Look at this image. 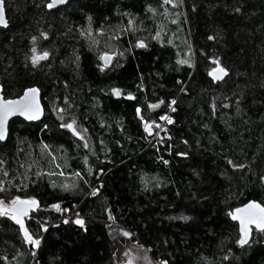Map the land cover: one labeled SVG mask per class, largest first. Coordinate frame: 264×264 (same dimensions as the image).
Returning <instances> with one entry per match:
<instances>
[{"label": "trees", "instance_id": "16d2710c", "mask_svg": "<svg viewBox=\"0 0 264 264\" xmlns=\"http://www.w3.org/2000/svg\"><path fill=\"white\" fill-rule=\"evenodd\" d=\"M49 1L3 0L4 96L38 87L45 115L15 120L0 147V198L35 197L40 207L26 224L41 239L33 255L19 227L0 216V264H114L110 222L168 264H264V232L254 229L238 246L228 215L250 200L264 204V0H71L48 10ZM159 12L174 23L163 26ZM160 28L163 38L152 37ZM108 39L119 53L104 71L98 54ZM33 47L49 53L35 66ZM185 55L190 63H178ZM216 60L228 69L220 82L209 74ZM172 105L173 122L151 142L145 121H161ZM66 121L86 134L87 147L61 127ZM56 155L85 178H55Z\"/></svg>", "mask_w": 264, "mask_h": 264}, {"label": "snow or ice", "instance_id": "6c2138e0", "mask_svg": "<svg viewBox=\"0 0 264 264\" xmlns=\"http://www.w3.org/2000/svg\"><path fill=\"white\" fill-rule=\"evenodd\" d=\"M66 0H51V2L46 4V7L52 9L56 4H63ZM166 3H172L173 0H165ZM239 11V9H236ZM131 23V21H129ZM0 25L7 26V20L4 16V7L3 0H0ZM41 36L47 38L48 33L41 32ZM159 35V33L157 34ZM212 37H209L211 39ZM35 41L37 38L33 36L31 38ZM140 46H143V41H138ZM37 49L35 47L32 48L33 55L31 56V62L33 66H35L39 61L46 59L49 56L48 51H43L40 54H36ZM216 63V67L209 73L213 76L214 80H219L223 76L227 75L228 69L220 65L219 61H214ZM180 64L188 63L187 60L178 61ZM112 92L116 96L121 95V90L118 88H113ZM39 93V89L36 87H30L24 89V94L20 96L18 99H4L0 97V141L5 139L6 135V120L7 117L14 112H19L21 115L25 116L28 120H33L38 117L41 112V107L39 101L37 99V94ZM131 97V94H129ZM175 103V101H172ZM149 107H156V105H149ZM62 111V110H61ZM137 114H140V108L136 109ZM143 120V117H141ZM161 120L167 121L168 123H172V118L168 115H163L160 117ZM153 121H145L144 130L145 132L151 134ZM75 121L70 123L61 124L62 128L70 129L73 135L80 136L81 139L84 137L74 126ZM159 128V125H156ZM159 133H157L158 135ZM185 143H187L185 141ZM85 147L88 145L85 144ZM178 155L187 156V153H179ZM167 163V161H164ZM228 164L232 165L233 168H243V164L234 163L231 159H228ZM6 174V173H5ZM260 179L264 181V176H261ZM0 191H3L2 182H0ZM93 194H95L98 189H93ZM39 207V202L35 197H26L21 198L20 196H15L11 199L10 202H5L4 199L0 198V216H5L11 218L15 221L16 224L19 225V230L23 233V239L25 243H30L33 247H39L41 245V239L38 236H34L29 232L28 228L25 227L24 217L28 215L29 209H36ZM51 208L56 209L57 211H61L59 204L50 205ZM62 211H68V209H63ZM228 215L233 219L239 221V239L235 241L238 245H245L249 243V237L251 235L252 229L249 227L250 225H254L255 229L259 232H264V204L258 203L256 201H249L247 204L243 205V207L236 208L228 213ZM112 219L111 216H109ZM182 219H188V217H182ZM67 223V219L64 221ZM75 224L79 225L81 228L84 227L85 221L83 218H80L77 215V218L73 221ZM43 227V225H41ZM124 235H129V233L125 232ZM160 264H168L167 260H162Z\"/></svg>", "mask_w": 264, "mask_h": 264}, {"label": "water", "instance_id": "95a60500", "mask_svg": "<svg viewBox=\"0 0 264 264\" xmlns=\"http://www.w3.org/2000/svg\"><path fill=\"white\" fill-rule=\"evenodd\" d=\"M70 1L71 0H66V2L63 3V4H56V5H54V7L52 9L48 8V10H54V9H57V8H59L61 6L67 5ZM49 2H51V0ZM3 7H4V16H5V19L7 20V24H8V18H7L4 2H3ZM0 26H3V25H0ZM112 60H113V55L112 54H104L102 56V62H103V64L105 66H109L111 64ZM227 75H228V73H227ZM227 75L223 76L219 80H214L212 75H211V78L213 79L214 82H220V81H223L227 77ZM36 88H38V87H36ZM2 90H3V88H2V86L0 84V97L4 98ZM18 98L19 97H17V98H9V99H18ZM37 99H38L40 107H41V112L38 115V117L36 119H33V120H28L25 116L21 115L19 112H14L13 114L9 115L7 117L6 125H5V128H6L5 139L2 140V141H5L8 138L9 124L14 118L21 117V118L27 120L28 122H37V121H40V120L43 119V117L45 115V108H44V105L42 103V96H41L40 89H39V93L37 94ZM152 134H153V131L149 135H152ZM250 201H256L258 203H261L258 200H250ZM247 203H245V204H247ZM245 204H243V205H245ZM243 205L238 206L236 208L243 207ZM39 207H40V202H39ZM236 208H234V209H236ZM34 210L35 209H29L28 215L26 217H24L25 227H27L26 220L29 218V216L31 215V213ZM233 221H236L238 223V227H240L239 221H237V220H233ZM12 222L19 227V225L16 224L15 221L12 220ZM249 227L252 229L251 235L249 237V240H250L251 236H252V233H253V230L255 229V226L254 225H250ZM106 230H107V234H108V237H109L110 241L113 243V245L115 247L114 264H160L161 261L156 259L151 254L150 249L146 245L135 241L132 231H130L124 225H122L120 223H117V222H110L107 225ZM125 232L129 233V235H127V236L124 235ZM21 234L23 236V233H21ZM27 244L30 247L33 255H36L37 250L35 249V247H33L30 243H27ZM238 246H241V245H238Z\"/></svg>", "mask_w": 264, "mask_h": 264}, {"label": "rangeland", "instance_id": "374dc122", "mask_svg": "<svg viewBox=\"0 0 264 264\" xmlns=\"http://www.w3.org/2000/svg\"><path fill=\"white\" fill-rule=\"evenodd\" d=\"M171 5L172 6H175V1L173 0V2L171 3ZM155 15H156V17H159V21H160V23H162L163 24V26H169V24H172V23H174V18H176L175 17V15L174 14H169L168 16H166V18H164L163 19V21H162V18H161V13L159 12V13H155ZM178 18V23L177 24H175V25H177V26H175L176 27V32L174 33L175 35H177V37H179V35H181V32H182V30H181V21H182V19H181V17L180 16H178L177 17ZM129 19V21H131V23H129V25H130V27L131 28H134V24H135V20H134V18H131V17H129L128 18ZM133 30V29H132ZM132 32H134V30L132 31ZM159 33V35H157ZM98 35H104V31H99V34ZM113 36V35H112ZM163 36H164V32H163V30L160 28V29H158V31L155 33V34H153V36L152 37H155L156 39H160V38H163ZM138 41H146V42H149L150 41V39L149 40H146V39H140V38H137L136 40H135V45H137L138 44ZM101 43V42H100ZM99 45H101V44H98V45H96L97 46V48H101ZM44 50H41L39 53H36L37 55L38 54H40L41 52H43ZM115 53V54H114ZM119 53V48L117 47V45H115L113 42H111V41H109V39H108V41H107V44H106V48L104 49V50H102V52H100L99 54H98V57H99V60L101 61V64H100V68L102 69V70H106L109 66H105L104 64H103V62H102V56L104 55V54H114V55H117ZM183 60H187L188 61V63H190V59H189V56H187V55H185L184 56V58H183ZM113 63H111V65H112ZM187 64V63H186ZM174 109H173V105H172V107H171V109H170V111H169V114H168V116H170L171 118H172V122H173V117H172V115H171V111H173ZM139 117H140V119H141V117H143L142 116V114H141V111H140V114H139ZM143 122H144V118H143V120H142ZM64 123H70L69 121L67 122H64ZM63 123V124H64ZM168 124H171V123H168L167 121H164V120H161V121H158V122H155L154 124H153V128H152V131H153V134L152 135H149V139L151 140V142H153L154 140H157V139H159V138H161L162 137V134H163V132L166 130V125H168ZM156 125H159L160 127L159 128H157L156 127ZM157 133H159L158 135H157ZM81 135L84 137V139H81L80 138V136H79V140L82 142V144H83V146L85 145V144H87L88 145V137L86 136V134L82 131V133H81ZM152 136V137H151ZM56 157H57V172H56V174H54V177L55 178H57V177H59L58 179H60V181H81V178H85V173L82 171V170H80V171H76V170H74V169H72L70 166H68V165H64L63 163H61L59 160H58V156L56 155ZM56 159V158H55ZM57 175V176H56ZM93 192V191H92ZM97 192V191H96ZM96 192H95V194H96ZM62 210V209H61ZM182 217H185V216H183V215H181L180 216V219L182 218ZM77 218V217H76ZM185 220V219H184ZM151 252V251H150ZM158 260H160V259H158ZM161 261V260H160Z\"/></svg>", "mask_w": 264, "mask_h": 264}, {"label": "flooded vegetation", "instance_id": "af4514ba", "mask_svg": "<svg viewBox=\"0 0 264 264\" xmlns=\"http://www.w3.org/2000/svg\"><path fill=\"white\" fill-rule=\"evenodd\" d=\"M2 93H3V90H2ZM3 95H4V93H3ZM4 99H8V98H6V97L4 96ZM17 119H21V120H23V121H25V122H27V123H33V122H28L27 120H25V119H23V118H21V117L14 118V119L10 122V124H9V134H8V138H9V135H10L11 126H12L13 122H14L15 120H17ZM34 123H35V122H34ZM8 138H7L5 141H0V147H1L2 144H4V143L8 140Z\"/></svg>", "mask_w": 264, "mask_h": 264}, {"label": "built area", "instance_id": "2783aa9c", "mask_svg": "<svg viewBox=\"0 0 264 264\" xmlns=\"http://www.w3.org/2000/svg\"><path fill=\"white\" fill-rule=\"evenodd\" d=\"M72 214H68V216H71Z\"/></svg>", "mask_w": 264, "mask_h": 264}]
</instances>
